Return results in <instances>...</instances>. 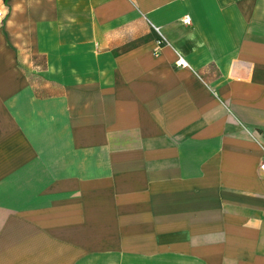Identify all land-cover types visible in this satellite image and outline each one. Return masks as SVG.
<instances>
[{
  "label": "crops",
  "instance_id": "obj_1",
  "mask_svg": "<svg viewBox=\"0 0 264 264\" xmlns=\"http://www.w3.org/2000/svg\"><path fill=\"white\" fill-rule=\"evenodd\" d=\"M0 10V264H264V0Z\"/></svg>",
  "mask_w": 264,
  "mask_h": 264
},
{
  "label": "built area",
  "instance_id": "obj_2",
  "mask_svg": "<svg viewBox=\"0 0 264 264\" xmlns=\"http://www.w3.org/2000/svg\"><path fill=\"white\" fill-rule=\"evenodd\" d=\"M5 17V14L2 10H0V18H4ZM186 24H189L191 22V18L189 15H186V17L184 18L183 20ZM155 30L158 32V34L160 35V39L157 41L158 43V46H162V44L164 43L165 39L161 33V29L160 27L158 26H154ZM176 64L178 66H186L187 65V61L186 59L182 56V55H179L177 61H176ZM261 168L264 169V163L261 164Z\"/></svg>",
  "mask_w": 264,
  "mask_h": 264
}]
</instances>
